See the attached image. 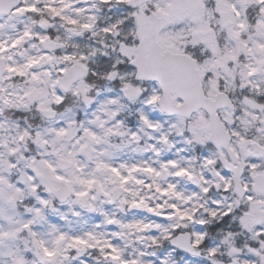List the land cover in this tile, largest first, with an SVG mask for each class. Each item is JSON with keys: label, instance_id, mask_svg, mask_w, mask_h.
I'll list each match as a JSON object with an SVG mask.
<instances>
[{"label": "snow or ice", "instance_id": "1", "mask_svg": "<svg viewBox=\"0 0 264 264\" xmlns=\"http://www.w3.org/2000/svg\"><path fill=\"white\" fill-rule=\"evenodd\" d=\"M0 264H264V0H0Z\"/></svg>", "mask_w": 264, "mask_h": 264}]
</instances>
